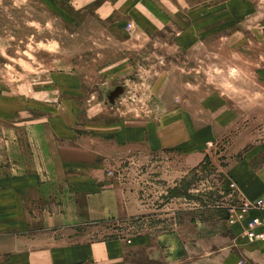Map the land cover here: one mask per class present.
Returning <instances> with one entry per match:
<instances>
[{"label":"rangeland","instance_id":"rangeland-1","mask_svg":"<svg viewBox=\"0 0 264 264\" xmlns=\"http://www.w3.org/2000/svg\"><path fill=\"white\" fill-rule=\"evenodd\" d=\"M23 183L119 264H264V0H0V205Z\"/></svg>","mask_w":264,"mask_h":264},{"label":"crops","instance_id":"crops-1","mask_svg":"<svg viewBox=\"0 0 264 264\" xmlns=\"http://www.w3.org/2000/svg\"><path fill=\"white\" fill-rule=\"evenodd\" d=\"M40 179L36 175L29 178L31 182ZM27 183L7 192L4 204L0 205V217L5 218L0 222V264H119L124 258L126 246L116 239L63 245L61 230L69 221L61 211L47 213L43 185L35 183L29 192L24 187ZM24 192L31 198L24 196ZM116 193L114 189L102 188L87 195L88 220L100 222L115 215L120 204Z\"/></svg>","mask_w":264,"mask_h":264},{"label":"built area","instance_id":"built-area-1","mask_svg":"<svg viewBox=\"0 0 264 264\" xmlns=\"http://www.w3.org/2000/svg\"><path fill=\"white\" fill-rule=\"evenodd\" d=\"M264 222V221H263ZM260 222L257 217L253 218L249 221L248 227H247V236L250 239H255V240H263L264 239V233L262 231H258L256 229V226L260 224Z\"/></svg>","mask_w":264,"mask_h":264},{"label":"water","instance_id":"water-1","mask_svg":"<svg viewBox=\"0 0 264 264\" xmlns=\"http://www.w3.org/2000/svg\"><path fill=\"white\" fill-rule=\"evenodd\" d=\"M120 92V89H117L115 92L111 94L110 100L112 101L113 97Z\"/></svg>","mask_w":264,"mask_h":264},{"label":"bare ground","instance_id":"bare-ground-1","mask_svg":"<svg viewBox=\"0 0 264 264\" xmlns=\"http://www.w3.org/2000/svg\"><path fill=\"white\" fill-rule=\"evenodd\" d=\"M260 222H262L263 223V221H264V218L261 216V217H259V218H257ZM251 240H255V239H251ZM256 241H264V239L263 240H256Z\"/></svg>","mask_w":264,"mask_h":264}]
</instances>
